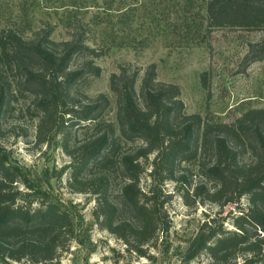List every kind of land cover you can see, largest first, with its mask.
Segmentation results:
<instances>
[{"label":"trees","instance_id":"16d2710c","mask_svg":"<svg viewBox=\"0 0 264 264\" xmlns=\"http://www.w3.org/2000/svg\"><path fill=\"white\" fill-rule=\"evenodd\" d=\"M207 13L209 27L264 30V0H207ZM53 30L48 25L24 37L0 28V120L10 97L33 94L39 142L47 141L46 133L62 135L72 157L70 187L94 194L96 222L140 255L169 229L163 182L173 180L186 186L187 204L248 201L232 215V228L224 227V218L207 216L183 250L186 262L206 252L214 264H264V108H249L232 122L206 120L186 112L179 86L158 80L155 63L146 67L139 90L140 71L124 65L110 76L117 112L116 122L109 121L106 94L75 88L101 74L100 50L76 32L54 40ZM249 45V61L264 58V36ZM72 127L82 129L74 139ZM185 164L194 172L187 174ZM143 173L151 180L144 189ZM22 175L0 146V264L25 257L30 264L57 263L58 250L74 237L72 216ZM19 182L31 192L12 191ZM31 193L36 196L27 198Z\"/></svg>","mask_w":264,"mask_h":264},{"label":"rangeland","instance_id":"374dc122","mask_svg":"<svg viewBox=\"0 0 264 264\" xmlns=\"http://www.w3.org/2000/svg\"><path fill=\"white\" fill-rule=\"evenodd\" d=\"M207 14V0H0V28H13L27 37L51 25L54 40L69 39L76 32L100 50L95 62L101 74L75 88L93 96L106 94L110 99L106 118L112 122L117 103L110 76L124 65L140 71L139 90L146 67L155 63L158 80L179 86L186 112L206 120L232 122L249 108H264V58L247 59L249 44L260 41L264 30L209 27ZM10 98L0 120V146L11 163L21 167L22 180L40 188L41 196L60 202L72 216L74 237L58 250L53 264H214L206 252L186 262L183 250L207 216L224 218V227L232 228V215L247 206L246 197L225 206L208 200L187 204L181 191L186 186L163 182L169 194V229L160 230L142 256L96 222L94 194L70 187L72 157L62 146V135L46 133L47 141L39 142L36 97L25 91ZM68 130L73 139L82 131ZM184 169L194 172L188 164ZM22 182L12 191L31 192ZM150 182L143 173L141 188ZM31 194L27 198L36 196ZM7 262L30 264L26 257Z\"/></svg>","mask_w":264,"mask_h":264}]
</instances>
